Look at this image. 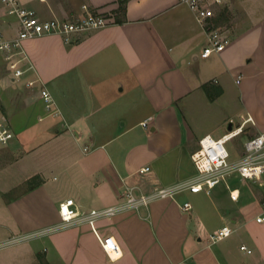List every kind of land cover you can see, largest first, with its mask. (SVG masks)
Segmentation results:
<instances>
[{"label":"crops","instance_id":"0c3cea01","mask_svg":"<svg viewBox=\"0 0 264 264\" xmlns=\"http://www.w3.org/2000/svg\"><path fill=\"white\" fill-rule=\"evenodd\" d=\"M19 2L42 19L71 18L82 5L112 16L118 9L117 0ZM124 8L120 21L69 42L59 35L24 40L18 78L0 56V104L13 132L0 147V242L59 222L65 198L88 211L116 205L129 185L139 194L191 178L190 154L205 134L218 138L241 125L237 158L243 142L264 130V0H230L217 9L213 27L230 38L207 58L199 56L203 28L179 0H127ZM17 29L0 0V37ZM41 89L57 114L43 112ZM33 176L36 186L23 191ZM259 185L231 175L209 194L183 191L98 219V231L120 247L113 259L80 221L0 247V264H235L223 242L229 236L208 237L224 225L241 235L240 251L248 242L245 253L253 256L245 264H264V222L254 221L264 200ZM13 189L20 195L3 196ZM189 196L203 207L183 211Z\"/></svg>","mask_w":264,"mask_h":264},{"label":"built area","instance_id":"2783aa9c","mask_svg":"<svg viewBox=\"0 0 264 264\" xmlns=\"http://www.w3.org/2000/svg\"><path fill=\"white\" fill-rule=\"evenodd\" d=\"M1 2L5 11L16 16L18 20V29L14 36L10 38L0 37V56L5 60L11 78H18L23 73L20 62L26 59L22 46L24 40L42 35H59L65 42H69L73 34L102 28L112 20V17L91 10L87 5H82V12L68 19L58 17L42 19L34 9L23 6L19 0H1ZM179 2L193 12L206 35V43L200 50L199 56L207 58L212 53L221 52L229 42L228 31L213 27L211 19L216 14L217 9H221L230 0H179ZM30 84L32 81L28 82V85ZM40 97L48 114L58 113L54 99L48 90L41 89ZM248 119L246 118V120ZM241 131L242 126L239 125L230 127L218 138L210 134L201 136L197 141V147L190 154L195 174L187 180L170 186L155 187L150 192H140L139 194L135 193V187L129 185L122 194V200L116 205L99 209L92 208L88 211H78L74 199L65 198L58 203L59 222L31 233L7 238L0 242V247L47 235L83 221L89 226L103 252L110 259H113L116 254L120 253V247L112 235H103L98 231L96 227L98 219L109 218L122 211L137 210L140 206H147L157 199H173L177 193L183 191L209 194L214 186L226 181L231 175L259 184L260 176L264 173V130L246 139L242 144L241 154L237 158H232L226 143L237 137ZM12 137L13 132L9 120L0 104V147L7 146ZM148 169L146 166L141 167L138 172L144 173ZM229 197L231 200H236L238 191L236 189L230 190ZM181 209L188 211L191 209V204L185 201L181 204ZM254 221L257 223L264 222V200L260 204L259 212L254 216ZM232 231L230 226L224 225L210 233L208 237L211 242H215L229 236ZM240 249L250 252L244 245H241Z\"/></svg>","mask_w":264,"mask_h":264},{"label":"rangeland","instance_id":"374dc122","mask_svg":"<svg viewBox=\"0 0 264 264\" xmlns=\"http://www.w3.org/2000/svg\"><path fill=\"white\" fill-rule=\"evenodd\" d=\"M102 14H104V15H107L108 17H112L113 18V16H112V14L110 15V14H108V13H102ZM75 15V14H74ZM228 34V36H229V32L227 33ZM230 38V37H229ZM3 94L2 93H0V96H2ZM2 101H3V99H1ZM41 101H40V103H41V105H42V110H43V112L45 113V114H47L48 115V112L44 109V103H43V100L42 99H40ZM2 103V102H1ZM240 138H241V136H237V137H235V138H233L232 140H230L229 142H227L226 143V147L228 148V149H230L231 150V152H232V156H234V158H236V156H237V148H238V145L237 144H235L234 143V141H236V143H238L239 142V140H240ZM260 182H263L264 183V173H262L261 174V176H260ZM221 183V182H220ZM247 182L246 181H244V182H238V184L237 185H245ZM223 184V183H222ZM255 184H258V183H255ZM252 185H254V184H252ZM256 186V185H255ZM261 185H259V187H260ZM261 189L263 190L264 189V186H261ZM200 195L202 196V193H200ZM187 201H189L190 203H191V205H194L195 204V207H197L198 206V208L200 207V205H202V207H203V204H199V203H197V201L196 200H194V198L193 197H188V199H187ZM204 202H207V201H204ZM194 203V204H193ZM1 205H3L4 206V203H1ZM0 205V218L2 217V214L3 213H5V209H4V207H2ZM194 207V206H193ZM0 222H2V221H0ZM51 234V233H50ZM242 235H243V233H242ZM240 234L238 233V232H232L230 235H229V237H227L226 239H224L223 240V242H224V244H226V245H228L230 248H232V255H233V259H234V262H235V264H245V262L249 259V257H252L253 256V254L251 255V254H246L245 253V250L244 251H240L239 249H238V245H239V240H240ZM10 237H12V236H10V235H7V236H5V238L4 237H2V239H7V238H10ZM14 244H16V242H13V243H10V244H8V245H6L5 247H9V246H12V245H14ZM5 245V244H4ZM247 247L249 248L250 246L248 245V242H247ZM246 247V248H247ZM2 248V247H1Z\"/></svg>","mask_w":264,"mask_h":264},{"label":"trees","instance_id":"16d2710c","mask_svg":"<svg viewBox=\"0 0 264 264\" xmlns=\"http://www.w3.org/2000/svg\"><path fill=\"white\" fill-rule=\"evenodd\" d=\"M126 1L127 0H117L118 9H117V12L115 10L114 16H113V19L115 22L120 21V17L122 16V14H124V10H125L124 5H125ZM225 16H226V14L223 13V16L220 19H218V20L214 19L215 25H218L219 23L225 21ZM211 20H213V18ZM36 178H37L36 176H33L32 178L27 180L25 182V188L23 191H28V190L34 188L36 186V182H35ZM13 191H14V189L9 191V192H6L5 194H3V196L6 198L7 195H10V194H12V197H17L18 195H20V194H16L15 196H13V193H14Z\"/></svg>","mask_w":264,"mask_h":264},{"label":"water","instance_id":"95a60500","mask_svg":"<svg viewBox=\"0 0 264 264\" xmlns=\"http://www.w3.org/2000/svg\"><path fill=\"white\" fill-rule=\"evenodd\" d=\"M229 128V127H228Z\"/></svg>","mask_w":264,"mask_h":264}]
</instances>
